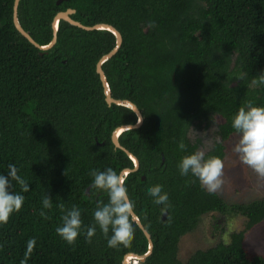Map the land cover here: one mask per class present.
Returning a JSON list of instances; mask_svg holds the SVG:
<instances>
[{"label":"trees","instance_id":"16d2710c","mask_svg":"<svg viewBox=\"0 0 264 264\" xmlns=\"http://www.w3.org/2000/svg\"><path fill=\"white\" fill-rule=\"evenodd\" d=\"M59 1H18V22L40 45L52 38L55 13L68 7L75 10L71 18L82 24L108 23L122 36L102 69L111 96L130 100L142 115L139 126L118 136L138 160L125 184L152 242L150 253L138 262L264 264V255H248L243 241L264 220V197L228 205L177 169L180 157L202 144L190 130L214 125L217 139L206 151L223 158L224 142L234 133L232 114L248 100L264 104V86L253 82L264 75V0ZM115 41L109 30H85L60 20L54 44L40 49L16 29L13 0H0V171L13 163L30 186L21 209L0 224V264H20L30 237L36 244L28 264H121L125 253L147 251L148 239L132 218L134 234L127 245L106 244L98 227L91 242L80 234L73 244L54 230L60 222L58 203L77 205L88 225L96 200L107 202L106 193L87 189L89 169L120 172L133 166L114 146L111 133L134 124L137 115L106 102L96 72L98 59ZM181 139L184 150L177 147ZM156 183L168 193L163 210L146 192ZM45 193L53 198L47 218L39 215ZM209 211L243 215L244 226L231 231L227 242L196 249L181 261L180 237Z\"/></svg>","mask_w":264,"mask_h":264},{"label":"clouds","instance_id":"9594fccd","mask_svg":"<svg viewBox=\"0 0 264 264\" xmlns=\"http://www.w3.org/2000/svg\"><path fill=\"white\" fill-rule=\"evenodd\" d=\"M253 82L258 86H264V75ZM231 128L235 134L231 151L240 163L250 168L258 177H264V104L248 100L239 106L231 116ZM177 147L181 150L186 148L183 139L178 141ZM177 169L182 176L190 174L194 177L210 194L221 189L224 183L222 158L202 148H196L182 155L177 163ZM88 175L91 178L89 192L106 193L107 202L96 200V206L92 210V223L88 225L83 224L82 210L77 205L73 204L65 208L64 204L58 203L57 207L61 209V215L60 222L54 229L55 233L67 244H73L80 234L91 242L98 227L105 237L106 244L127 245L134 234L130 214L134 201L129 196L125 184L127 173L106 167L103 170L89 169ZM15 185L20 186V191L14 190ZM29 188V182L19 174L15 164L9 163L5 170L0 171V224L7 223L10 215L21 209L25 199L23 193ZM162 188L161 184L156 183L148 186L146 192L152 197L153 203L161 205L163 210L168 206L169 197ZM40 203L39 215L47 218L45 210L53 207V198L45 193ZM35 244L36 237H30L26 241L20 264H28V258Z\"/></svg>","mask_w":264,"mask_h":264},{"label":"rangeland","instance_id":"374dc122","mask_svg":"<svg viewBox=\"0 0 264 264\" xmlns=\"http://www.w3.org/2000/svg\"><path fill=\"white\" fill-rule=\"evenodd\" d=\"M221 120L220 116L216 117L217 122H221ZM214 127L212 125L208 129L199 132L190 130L188 134L190 137L195 134L201 137L202 144L199 148L206 151L216 138ZM234 139L235 134L232 133L224 142L225 154L222 158L224 183L221 189L217 191L228 205L248 203L254 199L264 197V177H258L250 168L239 162L231 151ZM244 221V216L238 213L228 216L209 212L199 216L192 223L191 229L180 237L178 258L184 262L196 249L207 248L219 241L227 242L229 233L242 229ZM243 241L248 255H264V220L248 230ZM131 264L141 263L131 262Z\"/></svg>","mask_w":264,"mask_h":264},{"label":"water","instance_id":"95a60500","mask_svg":"<svg viewBox=\"0 0 264 264\" xmlns=\"http://www.w3.org/2000/svg\"><path fill=\"white\" fill-rule=\"evenodd\" d=\"M18 1L19 0H13V23H14L16 29L29 42H31L34 46H36V47H38L40 49H48L50 46H52L54 44V42L56 40V32H57L58 22L60 20L67 21V22H69V23H71L73 25H76V26H78V27H80L82 29H85V30H91V29H106V30L111 31L115 35L116 41H115L114 47L110 51H108L107 53L103 54L98 59V61L96 63V72L98 73L99 78H100V80L102 82L103 92H104V95H105L106 102L108 104H110V103H116V104H119V105H123V106L129 107V108H131L136 113V115H137V121L141 118L140 121H139V123L136 121L134 124H122V125H119V126L115 127L114 130L111 133V140H112L114 146L122 149L123 151H125V153L129 156V158L133 162V166L131 168L130 167H125V168L121 169L120 172H126V173H128L130 171L136 170L138 168V160H137L136 156L133 153H131L129 150H127L125 147H123L119 143L118 136H119V134L123 130L128 129V128H132V127H137V126H139L141 124V122H142L141 112L138 109V107L133 102H131L130 100H128V99L113 98L111 96L110 88H109V85H108L106 76L104 74V71L102 69V63L107 58H109L111 55H113L117 51L118 47L120 46V44L122 42L121 33L114 26H112L111 24H108V23L98 22V23H95V24H92V25L82 24L80 21H77V20L71 18L70 14L74 13L75 10L73 8L68 7L65 10H60V11H57L55 13V15H54V17L52 19V23H51V27H52V38H51V40L47 44L40 45L39 43H37L32 38V36L26 30H24L22 28V26L18 22V17H17ZM59 2L60 1L57 0V3H59ZM87 189H88V187H87ZM87 189H86V191H87ZM130 214H131V218L137 223V225L139 226V228L143 231V233L145 234L146 238L148 239V249L143 254H136V253H133V252L125 253L124 256H123V259H122V263L121 264H128L126 262V257L128 255H130L133 258H136L137 260L142 261L144 259V257L147 256L150 253L151 248H152V242H151L150 234L144 228V226L142 225L141 221L139 220V218L137 217V215L135 214V212L132 209L130 210ZM165 216H166V211H164L162 213V217H165Z\"/></svg>","mask_w":264,"mask_h":264},{"label":"bare ground","instance_id":"6f19581e","mask_svg":"<svg viewBox=\"0 0 264 264\" xmlns=\"http://www.w3.org/2000/svg\"><path fill=\"white\" fill-rule=\"evenodd\" d=\"M131 258H132V260H130ZM133 261H134V262H133ZM126 262H127L128 264H131V262H132V263H135V262H137V259L131 257L130 255H128V256L126 257Z\"/></svg>","mask_w":264,"mask_h":264},{"label":"flooded vegetation","instance_id":"af4514ba","mask_svg":"<svg viewBox=\"0 0 264 264\" xmlns=\"http://www.w3.org/2000/svg\"><path fill=\"white\" fill-rule=\"evenodd\" d=\"M209 212H210V211H209ZM209 212H208V213H209ZM211 212H212V211H211ZM213 212H214V211H213ZM216 213H218V212H216ZM218 214H219V213H218Z\"/></svg>","mask_w":264,"mask_h":264}]
</instances>
